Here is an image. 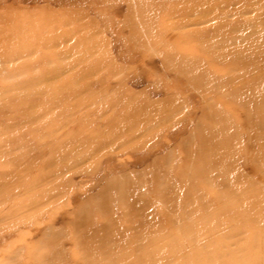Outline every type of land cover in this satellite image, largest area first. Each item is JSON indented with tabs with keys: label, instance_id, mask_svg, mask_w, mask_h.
Returning a JSON list of instances; mask_svg holds the SVG:
<instances>
[{
	"label": "rangeland",
	"instance_id": "obj_1",
	"mask_svg": "<svg viewBox=\"0 0 264 264\" xmlns=\"http://www.w3.org/2000/svg\"><path fill=\"white\" fill-rule=\"evenodd\" d=\"M0 264H264V0H0Z\"/></svg>",
	"mask_w": 264,
	"mask_h": 264
}]
</instances>
